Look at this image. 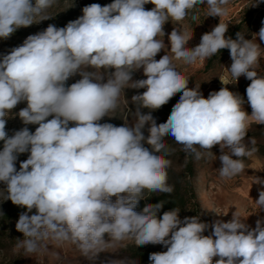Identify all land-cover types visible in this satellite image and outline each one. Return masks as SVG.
Instances as JSON below:
<instances>
[{
  "label": "clouds",
  "instance_id": "9594fccd",
  "mask_svg": "<svg viewBox=\"0 0 264 264\" xmlns=\"http://www.w3.org/2000/svg\"><path fill=\"white\" fill-rule=\"evenodd\" d=\"M264 2L256 0L255 4ZM55 0H0V38L18 28L49 19L44 13ZM154 7L146 10L144 5ZM229 0H113L105 6L93 3L83 15L65 27L49 25L28 36L0 59V182L6 185V200L26 208L15 225L23 233L13 254H39L46 241L76 246L82 257L95 261L115 243L129 240L135 246L161 244L167 250L149 255L152 264H264V220L250 228L235 207L230 220L211 225L199 215L180 218V208L158 216L165 201L146 204L153 193L171 194L167 157L171 137L183 150L199 160L205 153L219 159V176L230 180L245 170L242 158L256 151L254 139L245 143L252 123L264 125V75L257 69L264 58V26L245 39L226 37L228 24L219 23L201 36L200 43L187 47L192 34L174 27L168 49L164 25H179L197 5H207V17L227 14ZM199 18L193 14V21ZM221 49L230 51L228 73L235 81L244 76L249 114L237 92L225 87L207 98L199 85L189 88V77L174 61L204 62ZM89 69H92L89 71ZM142 69L145 79H133ZM79 74L81 79L66 86ZM105 76L107 77L105 80ZM125 89H146L131 97L135 111L128 125L99 123L115 117ZM177 93L179 100L163 123L151 112L167 104ZM27 107L18 113L27 127L11 137L6 118L18 103ZM126 106L129 101L125 99ZM141 109H148L142 113ZM52 117L51 119H48ZM70 122L74 126H69ZM147 130V136L145 135ZM147 145V147L145 146ZM219 145L216 157L211 149ZM28 158L16 168L18 154ZM235 157V158H233ZM253 183L264 185L255 177ZM115 197V200L112 198ZM264 210V190L254 201ZM35 209V213L29 215ZM212 211V210H210ZM215 212V211H214ZM217 213V212H216ZM228 213V212H227ZM217 213V215H227ZM211 227V235L203 233ZM214 257H218L215 262ZM112 264H124L113 261Z\"/></svg>",
  "mask_w": 264,
  "mask_h": 264
},
{
  "label": "rangeland",
  "instance_id": "374dc122",
  "mask_svg": "<svg viewBox=\"0 0 264 264\" xmlns=\"http://www.w3.org/2000/svg\"><path fill=\"white\" fill-rule=\"evenodd\" d=\"M108 0H55L52 7L47 9L45 15L51 16L49 19L42 20L37 23H33L28 27L18 28L10 37L0 38V59L4 55H7L15 47L23 45L25 39L30 35H35L44 31L49 25H54L57 28L65 27L69 22L76 20L83 15L82 9L93 3L100 4L101 6L107 5ZM256 0H229L226 5L227 14L223 17H207V5H197V8L193 10L189 16L179 22L176 25L175 22H167L164 25V43L168 46V49L162 50L157 54L156 59L159 60L163 55H172L170 50V44L168 40V34L171 33L174 27H181L183 31L191 35L187 47L193 48L200 43L201 36L211 31L216 25L221 23L228 24V30L230 27L236 25L241 20L246 18V12L249 8H254ZM35 3V0H33ZM146 10H151L154 5L151 3L144 5ZM262 10H257L253 16V23L249 30H244L246 39H252L254 33H258L259 29L264 26V14ZM193 14H198L199 18L195 21L191 19ZM257 43H260L264 48V43L256 38ZM166 51V52H165ZM177 68L184 75L188 76L189 88H194L199 85V90L202 92L205 98L212 91H219L225 85L222 84L220 78L224 79L228 85L226 87L233 92H237L240 95L246 92L247 86L250 81L244 76L235 79L228 73L227 68H230L232 60L230 55L223 59L216 58L211 61V58L206 59L204 62H197L196 64H185L183 61H174ZM92 69H89L91 71ZM260 75H264V58L261 59L260 67L257 69ZM220 77V78H219ZM105 76V80H106ZM142 69L133 73V79H145ZM81 79L80 75H74L66 81V86L71 85ZM146 89H125V96L122 94L120 99V108L112 115L115 117H104L99 123L110 122L116 126H122L125 124L124 117L127 116L128 125H131L133 117L129 113L135 111V105L131 103V97L135 94L142 93ZM182 93H177L167 104L163 105L160 109L151 112L152 116L156 119L157 123L166 122L172 107L179 100ZM125 99L129 101L126 106ZM27 107V102L22 101L11 110L9 116L6 118L5 131L7 133L14 134L16 131L27 127L30 130L37 128L38 125L28 124L25 125L19 118L18 113L21 109ZM244 109L250 114L251 107L248 103L243 105ZM142 113H148V109H141ZM49 117L48 119H51ZM70 127L74 126L70 122ZM145 135L147 136V130L145 129ZM249 139L256 141L255 145H249V147H255L256 151L251 157L242 158L245 163V170L239 175L233 177L230 180L222 179L217 169L221 167L219 159H215L214 156L209 155L205 150L200 151L205 154L197 160L193 155V161L195 166V176L192 178V184L196 193L197 206H190L182 215H179L181 219L188 216L199 215L202 222L211 225L215 220L222 219L225 222L231 219L230 214L225 205L227 202H232L236 208L241 212L243 217H247L246 223L250 228H255L257 219L264 220V210H260L254 202L259 198V191L264 190V185L253 183L255 177L264 180V125H258L252 123L248 129V135L245 143H248ZM165 143L171 149L170 155L167 157L171 160L170 169L177 173L183 171L184 163L188 158V155L183 146L176 143L173 138H165ZM147 147V145H145ZM211 151L216 157L220 155L219 145L214 146ZM235 158V157H233ZM24 160H18L15 162L17 170H19L20 163ZM0 193L4 196L7 195L6 185L0 182ZM211 195V196H209ZM115 200V197L112 198ZM210 199L212 202H210ZM210 202V203H209ZM220 202L221 205H218ZM206 203V205H205ZM13 204L11 200H6L3 196H0V211ZM212 210V211H210ZM215 211V212H214ZM227 213V215H217V213ZM35 213V209L29 215ZM212 229L209 227L204 235H211ZM24 237L17 238L8 235L0 240V264H112L113 261H123L124 264H152V262L145 263L131 257L128 248L135 246L134 242L125 240L115 243L110 246L106 251L99 254L98 258L93 262L82 257L79 250L75 245L70 243L57 244L55 242L46 241L47 249H42L39 254H33L32 256H25L23 252L20 255L13 254V247L16 243V239L22 240ZM158 252H164L167 248L164 245L156 244ZM218 257H214L215 262Z\"/></svg>",
  "mask_w": 264,
  "mask_h": 264
},
{
  "label": "trees",
  "instance_id": "16d2710c",
  "mask_svg": "<svg viewBox=\"0 0 264 264\" xmlns=\"http://www.w3.org/2000/svg\"><path fill=\"white\" fill-rule=\"evenodd\" d=\"M113 0H108L104 3L110 4ZM256 3V1H255ZM257 10H262L261 12L264 14V2H260L255 4L254 8H249L246 12V18L241 20L236 25L229 28L226 32V37H231L232 39H236V33L242 32L244 30H249L250 26L253 23V16ZM245 35V33H244ZM246 39V36H245ZM230 55V51L228 49H221L218 54L214 55L211 58V61L220 58L223 59L226 56ZM70 86V85H68ZM243 97L245 103H247L246 92L241 95ZM244 103V104H245ZM105 123H110L105 122ZM36 128L30 130V132H34ZM9 137H11L12 133H7ZM3 141H0V150L3 149ZM30 153L25 152L22 154H18L17 160H26ZM168 183L174 186V191L171 194H160L153 193L151 197L147 200H141L139 202V206L136 211H141L146 204H155L160 201H165L163 207L161 208L158 216H161L163 212L170 211L176 207L180 208L179 215H182L190 206H197L196 202V193L193 188L192 178L195 176V166L193 161V155H188L184 163L183 171L180 173L175 172L174 170L168 168ZM27 209L10 204L8 207L4 208L0 211V240L4 237L11 235V237L21 238L23 237V233L16 230V223L19 219L21 213L26 212ZM18 240V239H16ZM128 251L131 254V257L145 263L151 262L149 260V255L154 252H158V248L156 245L148 244L144 246H131L128 248Z\"/></svg>",
  "mask_w": 264,
  "mask_h": 264
},
{
  "label": "crops",
  "instance_id": "0c3cea01",
  "mask_svg": "<svg viewBox=\"0 0 264 264\" xmlns=\"http://www.w3.org/2000/svg\"><path fill=\"white\" fill-rule=\"evenodd\" d=\"M264 43V42H263ZM263 48V47H262ZM209 196H211V195H209ZM210 202H212L211 201V199H210ZM209 202V203H210ZM205 205H206V203H205ZM218 205H221L220 204V202H218ZM235 205H234V203H232V202H227L226 203V205H225V209L230 213V214H232L236 209H235Z\"/></svg>",
  "mask_w": 264,
  "mask_h": 264
},
{
  "label": "built area",
  "instance_id": "2783aa9c",
  "mask_svg": "<svg viewBox=\"0 0 264 264\" xmlns=\"http://www.w3.org/2000/svg\"><path fill=\"white\" fill-rule=\"evenodd\" d=\"M213 29V28H212ZM212 29H211V31H212Z\"/></svg>",
  "mask_w": 264,
  "mask_h": 264
}]
</instances>
